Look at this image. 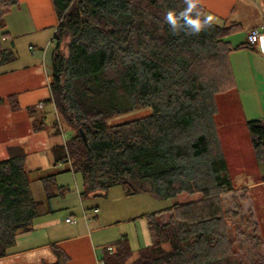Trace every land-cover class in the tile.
<instances>
[{
  "label": "trees",
  "instance_id": "1",
  "mask_svg": "<svg viewBox=\"0 0 264 264\" xmlns=\"http://www.w3.org/2000/svg\"><path fill=\"white\" fill-rule=\"evenodd\" d=\"M52 1L59 24L47 102L73 130L69 140L52 146L54 164L70 162L68 170L81 174L82 197L107 196L117 185L127 196L201 194L175 203L163 222L148 216L152 244L135 257L124 236L114 243L115 251L104 252L102 264H264L258 221L243 210L247 195L239 202L234 194V208H225L223 199L235 185L222 139L226 134L235 150L240 138L219 130L220 96L231 90L238 96L231 53L254 48L229 40L240 23L216 24L192 0ZM18 2L0 0V29ZM191 3L196 6L189 11ZM169 11L175 12V24L165 19ZM189 17L199 18V25ZM14 59L0 49V65ZM8 98L16 107L15 96ZM143 107L153 112L109 124ZM246 127L255 160L264 163V120H247ZM45 128L44 118L35 116L34 131ZM25 156L17 146L0 159V258L49 212L34 195ZM40 179L48 199L68 189L57 185L56 173ZM245 241L258 249L249 260L241 250ZM52 249L57 261L47 264L68 263L62 248Z\"/></svg>",
  "mask_w": 264,
  "mask_h": 264
},
{
  "label": "crops",
  "instance_id": "2",
  "mask_svg": "<svg viewBox=\"0 0 264 264\" xmlns=\"http://www.w3.org/2000/svg\"><path fill=\"white\" fill-rule=\"evenodd\" d=\"M192 1L204 6L207 17L211 15L213 17L211 21L216 24H222L226 19L240 23V30L245 32L243 40L245 43H247V34L252 29L257 28L264 31V0ZM245 21H249V26L246 25L244 28L242 22ZM58 24L59 19L52 0H19L18 4L13 6L7 14L5 27L0 29V49L9 50L15 55L14 60L0 65V83L4 81L8 86L6 90L9 93L5 95L6 97L15 96V109L17 108L20 112H28L27 122H32L31 125L28 122L26 133L18 137L22 139L18 145L23 147L26 154L29 152L28 145L31 141L38 144L41 142L39 137L42 135L45 137L58 135L54 127L49 128L46 122L49 106L52 108L53 106L47 102L52 93L51 78L48 76L45 60L51 58L52 61L55 43L52 41L53 46L51 45L50 51L42 49V53L38 50L40 46L47 44L48 40H52ZM232 36L229 37L230 41ZM253 47L233 51L231 55H234V58L237 53H240V55H244L245 60L240 63L232 59L231 64L237 85L241 84L240 94L238 92L237 96L240 105L242 102H250L252 104L249 107V112L256 111L264 116V51L260 44L253 45ZM21 54H28L31 61L28 60V63L22 67H13V63L18 61ZM243 78L245 85H242ZM6 97L1 99L4 101ZM40 103H43L42 107L39 106ZM33 108L36 110L32 111ZM245 110L248 112V109ZM35 116L44 118L46 123L44 130L34 131L33 119ZM55 144L58 143H47L51 155V148ZM52 162L54 167L60 164L55 165L54 160ZM66 163L70 167V162ZM259 168L260 180L255 182L254 186L260 187L264 192V163L259 164ZM80 186L78 185L75 189L68 188L66 193L49 199L46 198L45 192L43 194L41 192L38 198L35 196L37 199L45 200L49 212L34 220L32 230L18 235L16 244L10 249L8 255L0 258V262L6 264H12V262L13 264H47L46 262L49 261L52 263L56 259L52 248L59 246L69 256L67 264H102L101 258L104 252L106 250L115 251L114 243L124 236L129 240L133 251L132 257H135L141 248L152 244L148 216L155 214V211L133 215L131 212L136 207L124 204L121 207H110V209L128 215L109 220L107 214L104 213L105 210H101V212L100 208H97L95 211L96 207H91L93 208L92 216L95 219L90 220L92 216L87 214V209L83 206L79 209L74 202L75 199L83 198L81 196L83 187ZM146 195L137 200L138 207L143 206V201L149 202L152 201L150 199L152 197L158 198L152 196L153 194L146 193ZM200 197V193L183 192L177 197L171 198L172 203L166 207V211H169L175 203H187ZM68 217L72 220L68 221Z\"/></svg>",
  "mask_w": 264,
  "mask_h": 264
},
{
  "label": "rangeland",
  "instance_id": "3",
  "mask_svg": "<svg viewBox=\"0 0 264 264\" xmlns=\"http://www.w3.org/2000/svg\"><path fill=\"white\" fill-rule=\"evenodd\" d=\"M242 23L244 28L246 27V25L249 26V21H245ZM244 36V30H240L239 32L233 34V36L231 37V41L233 44H239L240 42H243ZM52 41L53 40L50 39L48 40V45L44 44L43 46H40L38 48L39 52H42L44 49L50 51L53 46ZM230 59L243 63L245 57L244 55H240V53H237L235 55V58L234 55H231ZM28 60L31 61V58L28 54H21L18 61L13 63V65H10H12L13 67H22L28 63ZM45 61L48 76L51 78V58H48ZM243 81L244 78L242 79V85H245L243 84ZM235 82L237 91L240 94L241 84L240 86L237 85L236 78ZM6 88H8V86L4 81H2L0 83V159L6 158L10 150H14L15 147L20 146L18 144L22 142V139L18 137L26 133L28 122L30 123V125L32 124V122L30 121L27 122L26 115L28 112H20L17 110V108L15 109V107L13 106V100L10 101L11 99L5 96L9 93L7 92ZM2 97H6L4 101L1 99ZM220 100V111L217 116L219 130L222 132L227 131L230 134L234 135L236 138H240L239 144L237 146H234L235 150H233L232 148V141L229 139V137H227L226 134L222 139L224 150L229 160L231 173L234 178L235 185L234 192L228 193L223 196L224 205L227 209L234 208L232 196L235 194L238 198V201L240 202V198L242 197V195H247V199L243 201V210L247 211L250 209L253 212L255 220H257L259 224L260 234L264 238V192L260 187L254 186V183L260 180L261 173L259 164L255 160L252 151L251 142L246 127L247 120H250L252 118L264 120V116L263 114L258 113L256 111L250 113L249 107L252 104L250 102H242L243 105L242 103L240 105L236 93L232 90L221 95ZM51 104L53 108L49 106L50 109H48L49 113H47L48 117L46 122L49 128L54 127L55 131L59 132V134L47 137H45V135L40 136L39 140L42 143L40 142L38 144H35V141H31L30 145L27 144L29 147V152L26 154L24 159V167L28 171L32 190L34 191L35 196L37 198L40 197L41 192L42 194L43 192H45L42 179H40V177L52 173H56V183L59 187L63 186L71 189H75L78 185H81V188L83 187V179L81 174L69 171L68 163H60L56 167H54L53 165L52 155L49 149L47 148V143H65L73 134V130L67 125V123L64 122V118L62 117L61 113L57 111L54 103L52 102ZM245 109H248V112H246ZM152 112L153 110L151 107L138 108L133 111L116 115L115 117L109 120V124L114 125L133 119L141 118L151 114ZM67 191L68 189H66L64 192L66 193ZM147 194L152 195V193ZM144 196H147L146 193H139L137 195L127 196L124 194L123 188L117 185L109 190L107 196L88 195L86 197L81 198V200L75 199L74 202L79 209H81L82 206L86 208V212L90 216H92V210L95 207L98 209L100 208V211L105 210L104 213L107 214L109 220L122 218L125 215H128L121 212L117 213L115 212V210L110 209V207H121L124 204H128V206L130 207L134 205L136 208L131 212L133 213V215L147 213L149 211H155V216L157 220L159 222H163L168 217V214L170 212V210L166 211V207L171 205L172 199H155L154 197H152L150 198L152 201H143V206L138 207L137 200L139 198H144ZM152 196L155 195L153 194ZM94 219L95 218L92 216L90 220ZM136 245H138L137 242ZM245 247L246 248H243L241 250H244V256H246L247 260H249L250 256L258 252V249L256 248L254 243H249L245 241ZM54 260L57 261V256ZM54 260L53 262H55ZM46 263L51 262L47 261ZM0 264L6 263L0 262Z\"/></svg>",
  "mask_w": 264,
  "mask_h": 264
},
{
  "label": "built area",
  "instance_id": "4",
  "mask_svg": "<svg viewBox=\"0 0 264 264\" xmlns=\"http://www.w3.org/2000/svg\"><path fill=\"white\" fill-rule=\"evenodd\" d=\"M247 42L250 45H257L260 44L262 50L264 51V31H261L260 29L254 28L247 34ZM40 107L43 106V103L39 104ZM95 211H97V208H95ZM67 220H72L70 217L67 218Z\"/></svg>",
  "mask_w": 264,
  "mask_h": 264
},
{
  "label": "clouds",
  "instance_id": "5",
  "mask_svg": "<svg viewBox=\"0 0 264 264\" xmlns=\"http://www.w3.org/2000/svg\"><path fill=\"white\" fill-rule=\"evenodd\" d=\"M195 6H196L195 3H191V4L189 5V11L191 10V8H193V7H195ZM165 19L167 20L168 23H170V24H175V22H176L175 12H174V11H169V12L167 13V16L165 17ZM208 19H209V20H212L213 17H212L211 15H208ZM189 22H190L191 24H194V25H197V26H198L199 23H200L199 18H191V17H189Z\"/></svg>",
  "mask_w": 264,
  "mask_h": 264
},
{
  "label": "water",
  "instance_id": "6",
  "mask_svg": "<svg viewBox=\"0 0 264 264\" xmlns=\"http://www.w3.org/2000/svg\"><path fill=\"white\" fill-rule=\"evenodd\" d=\"M81 133L83 134V136L85 137V134H84V132L81 130Z\"/></svg>",
  "mask_w": 264,
  "mask_h": 264
}]
</instances>
